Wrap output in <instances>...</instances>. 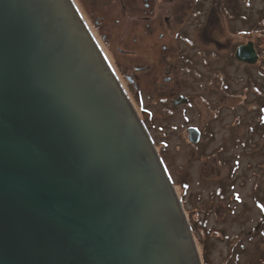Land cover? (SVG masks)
<instances>
[{
	"label": "water",
	"instance_id": "95a60500",
	"mask_svg": "<svg viewBox=\"0 0 264 264\" xmlns=\"http://www.w3.org/2000/svg\"><path fill=\"white\" fill-rule=\"evenodd\" d=\"M235 55L259 58L253 41ZM0 264H202L156 145L71 0H0Z\"/></svg>",
	"mask_w": 264,
	"mask_h": 264
},
{
	"label": "rangeland",
	"instance_id": "374dc122",
	"mask_svg": "<svg viewBox=\"0 0 264 264\" xmlns=\"http://www.w3.org/2000/svg\"><path fill=\"white\" fill-rule=\"evenodd\" d=\"M241 4L246 16L229 18L227 36L255 41L256 63L198 43L175 49L157 78L136 88L119 78L175 185L202 264H264V0Z\"/></svg>",
	"mask_w": 264,
	"mask_h": 264
},
{
	"label": "flooded vegetation",
	"instance_id": "af4514ba",
	"mask_svg": "<svg viewBox=\"0 0 264 264\" xmlns=\"http://www.w3.org/2000/svg\"><path fill=\"white\" fill-rule=\"evenodd\" d=\"M71 1L118 78L127 80L134 88L137 80L157 78L158 65L162 59L166 62L175 49H193V44L207 43L220 50L227 49L230 57L237 60V47L252 41L244 38L231 41L227 36L229 18L246 16L241 0ZM250 6L248 1L244 8ZM244 30L234 29L245 35ZM197 36L199 41L194 39ZM168 73L165 81L172 79L169 70Z\"/></svg>",
	"mask_w": 264,
	"mask_h": 264
}]
</instances>
